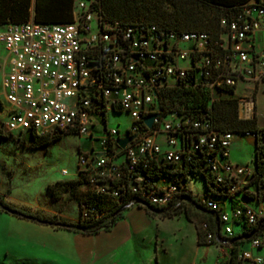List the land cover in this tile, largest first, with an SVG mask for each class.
Wrapping results in <instances>:
<instances>
[{"label":"built area","instance_id":"built-area-1","mask_svg":"<svg viewBox=\"0 0 264 264\" xmlns=\"http://www.w3.org/2000/svg\"><path fill=\"white\" fill-rule=\"evenodd\" d=\"M100 10L99 0H73L70 22L30 19L0 25L4 130L97 141L98 149L78 152L77 180L85 192L122 207L176 210L194 205L215 217L213 230L206 222L201 229L208 244L215 241L228 251V258L217 264H228L233 240L252 232L251 238L238 240L245 245L235 264H264V207L256 210L236 199L255 189L254 166L230 161L234 133L166 103L171 89L193 81L211 91L234 88L239 117L253 116L252 100L236 91L245 81H264V55L255 46L256 34L264 31V3L247 2L222 16L215 40L206 32L107 21ZM109 112L130 115L123 134L106 127ZM149 116H154L151 126ZM166 116L171 120L164 121ZM161 134L167 148L158 142ZM130 137L122 148L119 140ZM200 173L210 183L206 194L194 195L182 181ZM78 211L77 223L108 214L86 201Z\"/></svg>","mask_w":264,"mask_h":264},{"label":"rangeland","instance_id":"rangeland-1","mask_svg":"<svg viewBox=\"0 0 264 264\" xmlns=\"http://www.w3.org/2000/svg\"><path fill=\"white\" fill-rule=\"evenodd\" d=\"M262 37V42L258 47L264 49V36ZM5 58L6 52L2 50L1 61L3 62ZM4 70L3 64L0 65V92ZM240 88H238V92H240ZM253 95L254 91L251 93L252 97ZM212 97L214 100H218L222 98V94L213 92ZM257 106L259 108L258 124L264 127V93L258 92ZM169 120H171L170 116L164 118V121ZM130 124L131 117L126 112L120 114L109 112L107 116L106 127L108 129L116 128L121 134L129 128ZM3 134L6 133L3 132ZM6 135V139H0V163L4 165V170L0 167V194L5 193L8 188L10 189V193L4 197L6 205L23 215L40 216L75 224L78 215L76 192L62 190L59 182L77 180L78 152L84 153L90 148L98 149V142L95 140L89 142L74 136H61L55 140L47 139L45 143L39 144V141L34 142V138L27 132L13 131ZM164 138L165 135L161 134L158 142L163 145V148H167ZM232 142L230 161L235 163L234 159L238 158L239 165H248L252 168L253 158H255V139L245 133H234ZM233 150L235 152H231ZM220 160L222 159L220 158ZM63 169L67 170V175L61 174ZM3 171L8 172L10 180L7 179ZM182 183L186 184L194 195L206 194L205 180L201 175L190 174ZM250 189L253 190V187ZM236 199L256 210L264 207L263 204L257 203L255 200L245 198L241 193L237 194ZM135 207L137 206L126 209L120 220L128 221L132 228V240L138 244L136 248L145 256H149L157 250L160 258L159 264H188V262L198 260L200 254L205 251L195 243L194 226L195 224L199 226L206 216L195 211L191 206L186 204L171 218L163 216L161 213L155 216L138 213L135 212ZM225 207L228 212H231V202L228 199L225 200ZM0 212L2 213L0 215V242L1 240L7 241L8 235L24 238L23 244L17 243V250L22 251L25 247H31L29 245L33 242L34 247L32 248H34L36 256V259L28 261L21 252H14L9 258L0 253V264L18 263L15 259L17 257H24L21 258L26 260L23 262L24 264H60V257L56 254L55 249L50 251V245L54 246L55 243L51 242L53 240H49L44 230L36 229L34 231L29 225H22V228H18V225H11L6 228L2 222L10 219V216H13L11 221L16 219L30 221L31 219L11 215L1 209ZM185 213L190 215L192 221L186 218ZM42 225L44 224L42 223ZM124 227L122 224V230ZM24 235L32 242L25 241ZM131 247L133 248L134 245ZM29 250L31 251V249ZM213 252L210 250V260ZM260 253L264 255V250ZM133 257L138 258L137 251L133 253Z\"/></svg>","mask_w":264,"mask_h":264},{"label":"trees","instance_id":"trees-1","mask_svg":"<svg viewBox=\"0 0 264 264\" xmlns=\"http://www.w3.org/2000/svg\"><path fill=\"white\" fill-rule=\"evenodd\" d=\"M248 0H99V7L102 17L107 21H119L124 24L134 23H151L156 24L160 28L174 31H199L209 33L213 40L217 39L221 30L219 20L222 16L231 15L238 11L242 4ZM260 3L264 0H258ZM72 4L73 0H0V25L13 22L20 23L30 19L42 23H60L70 22L72 20ZM213 92L222 94V98L214 100ZM167 105L172 109L184 110L191 116L200 117L202 115L210 119L214 128L220 131H229L232 133L252 134L255 139V158H254V175L252 183L255 192L245 193L244 197L255 199L257 202L264 203V128L259 127L257 117L254 114L251 118L243 119L239 117L238 101L234 96V88H225L224 90L211 91L203 88L193 81L182 87L171 89L167 93ZM3 128V122L0 119V139H6L7 135ZM39 144H43L46 140H55L59 137H35ZM0 167L4 170V165L0 163ZM8 177V172L3 171ZM167 173V171H164ZM199 175L204 177L205 186L210 183L209 177L204 173ZM62 190H70L76 192L75 199L79 206L86 201L89 204H96L101 210H107L108 214L101 219L90 223H70L53 220L40 216H32L34 221L55 227L57 229H67L82 234H94L100 231H109L118 218L121 217L119 210L122 206H118L116 202L105 199L102 196L89 194L83 190V184L79 180H69L59 182ZM10 193L8 188L5 193L0 194L1 206H6L4 197ZM78 194V195H77ZM191 206L195 211L206 216L202 222L209 225V229L213 230L216 224L215 217L207 212H202L196 206L189 203L185 205ZM235 202L232 203V205ZM140 207V206H139ZM10 208V207H9ZM130 208V207H128ZM12 209V208H11ZM147 214L155 216L156 214L146 209ZM179 209L163 210V216L169 218L175 216ZM79 212V211H78ZM11 214V213H9ZM14 215V214H11ZM19 216V215H14ZM188 220H191L189 214L185 213ZM78 217V215H77ZM201 222V223H202ZM195 224L197 230V243L199 245H209L205 240L204 232ZM261 228H264V218L261 219ZM245 245V241L233 240L230 246V258L228 264H235L236 253L240 247Z\"/></svg>","mask_w":264,"mask_h":264},{"label":"crops","instance_id":"crops-1","mask_svg":"<svg viewBox=\"0 0 264 264\" xmlns=\"http://www.w3.org/2000/svg\"><path fill=\"white\" fill-rule=\"evenodd\" d=\"M258 0H248L247 2H254ZM264 36V31L259 32L255 36V46L258 50L264 52V49L258 47V45L262 42ZM241 87L240 92H238V88ZM237 88L236 94H243L252 100L254 106V114L259 117V108L257 106V95L258 92L264 93V81L260 80H250L241 83ZM254 91L253 97L251 93ZM238 92V93H237ZM253 114V115H254ZM259 127L260 126L258 124ZM264 128V127H263ZM249 136H254L250 134ZM233 143V142H232ZM232 147V144H231ZM255 150V148H254ZM231 152H235L234 150ZM238 158H235V163L240 162ZM238 164V163H237ZM253 166H254V158H253ZM134 207V206H133ZM135 212L143 213L147 215L145 208L143 207H135ZM128 209V208H127ZM124 212V211H123ZM123 212H121V218H123ZM2 213L0 212V215ZM9 217V216H7ZM13 216H10V219ZM118 218L113 227L109 231H100L94 234H82L80 232H75L67 229H57L55 227L49 225H42V223L37 221H22V220H14L10 219L4 220L2 223L6 228L11 225H18V228H22V225H29L35 231L36 229L44 230V232L48 235L49 240H53L51 242L55 243L54 246L50 244V251H53V248L56 251V254L60 257V264H159L160 258L157 253V250L152 252L149 256H145L143 252L136 248L138 244L133 242V233L132 228L130 227L128 221L120 220ZM1 221V220H0ZM77 222V221H76ZM13 223V224H12ZM16 223V224H15ZM26 223V224H24ZM38 223V225H37ZM40 224V225H39ZM122 224L125 226L124 230H122ZM195 229V243L199 248H204L203 254H200V258L195 261L188 262V264L194 262L196 264H217L223 259L228 258V251L225 248H221L214 244L209 245H199L197 243V230ZM9 238L7 241L1 240L0 253L9 258L14 252H21V254L25 255L26 260L36 259L34 255V244H32V240L28 239L25 236V241L32 242L31 247H25L24 250L18 251L17 243L23 244V239L18 237H12L8 235ZM5 246L3 247V245ZM134 245L132 248L131 246ZM14 246V247H12ZM31 249V251L29 249ZM210 250H213V256L210 260ZM137 251L138 258L133 257V253ZM21 258L17 257L16 262L13 264H24ZM136 259V260H135ZM42 260V259H40ZM12 264V263H10Z\"/></svg>","mask_w":264,"mask_h":264},{"label":"water","instance_id":"water-1","mask_svg":"<svg viewBox=\"0 0 264 264\" xmlns=\"http://www.w3.org/2000/svg\"><path fill=\"white\" fill-rule=\"evenodd\" d=\"M262 55H264V52L262 53ZM153 119H154V116H149V117L146 119V123H147L148 126H151ZM132 139H133V137L125 138V139H120V140H119V144L121 145L122 148H124V147L126 146V144H127L128 142H130ZM186 200H188V199H186ZM1 207H2L4 210H6L7 212L11 213V214L19 215V216H22V217H24V218H26V219H31V220L34 219V218L31 217V216L23 215V214L19 213L18 211L13 210V209H11V208H9V207H6V206H1ZM127 208H128V207H126V206H125V207H122V208L119 210V212H123V211H125ZM146 209H148V210L154 212L155 214H160V213L163 212V210H160V209H154V208H152V207H146ZM198 209H199V208H198ZM199 210H201V211H205V210H203V209H199ZM206 212H207V211H206ZM252 235H253V232H252V233H249V234H246V235H243V236H239V237L235 238L234 241H235V240H241V239L247 240V239L251 238ZM217 240H218V241L220 240V238H219L218 235H217Z\"/></svg>","mask_w":264,"mask_h":264}]
</instances>
